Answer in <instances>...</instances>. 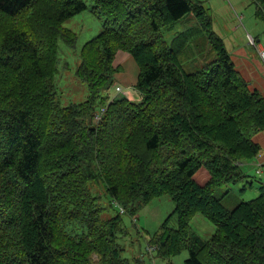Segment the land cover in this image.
<instances>
[{"label": "trees", "instance_id": "16d2710c", "mask_svg": "<svg viewBox=\"0 0 264 264\" xmlns=\"http://www.w3.org/2000/svg\"><path fill=\"white\" fill-rule=\"evenodd\" d=\"M89 1L104 23L74 72L87 96L62 105L55 80L68 63L60 43L78 45L64 23ZM252 3L264 21V0ZM189 15L214 56L192 72L188 56L180 61L187 34L177 52L163 36ZM129 56L139 69L138 100L115 83ZM113 85L119 96L105 92ZM263 131L264 97L236 70L198 1L0 0V264H141V253L122 256L123 217L133 226L164 196L173 214L148 241L159 264L183 251L185 264H264V182L232 210L214 196L248 177L239 163L260 155L253 137ZM202 167L208 180L199 184ZM100 184L107 206L94 192ZM107 207L116 214L106 217ZM198 213L215 228L207 239L191 231Z\"/></svg>", "mask_w": 264, "mask_h": 264}, {"label": "rangeland", "instance_id": "374dc122", "mask_svg": "<svg viewBox=\"0 0 264 264\" xmlns=\"http://www.w3.org/2000/svg\"><path fill=\"white\" fill-rule=\"evenodd\" d=\"M201 3L204 9H206L209 18L212 22L213 31L221 37L224 42L226 50L230 53L239 46L245 48L241 51V54H246V65L249 71L242 68L240 62L234 58V63L242 70V76L249 82L251 90H258L264 95V59L261 60L258 56L256 47L249 44V35L253 38L258 37L256 42L262 44L264 47V21L255 16V9L252 0H193ZM88 8L75 15L73 18L65 21L64 26L71 29L78 35V45L75 50L66 48L60 43V57L62 62H67L68 67L64 68L62 63L58 67V75L56 77L58 99L62 105L69 103H78L83 101L87 96L86 85L76 79L74 72L79 63V51L82 46L94 36L98 35L102 31L104 18H99L91 12V8L94 4L87 2ZM187 34L185 43L182 45L183 53L180 56L182 64V56H188L189 66L184 67L185 71L192 72L198 69L202 64L210 61L214 58L211 53V47L206 40V35L198 25L195 18L186 17L184 20L177 23L171 29H164L163 36L165 41L172 49L179 47L182 41L180 35ZM249 34V35H247ZM179 37V39H176ZM246 44V45H245ZM176 51V50H175ZM177 52V51H176ZM233 54V53H232ZM211 55V56H210ZM236 56V55H235ZM126 68H132L131 64H126ZM126 91V88L123 87ZM134 91V89H132ZM110 96H119L116 94L115 85L111 86L105 91ZM138 94L129 95V98L137 100ZM133 97V98H132ZM264 143V142H263ZM253 169H249L248 177L242 182L232 185L227 184L221 186L214 194L216 198H223L222 203L230 210H232L238 201L250 200L259 195L258 186L259 181L263 175L256 173V166L253 164ZM194 179L199 184H204L208 180V173L204 167H202ZM247 190L241 194L240 189L243 186H250ZM94 192L99 193V203L107 206L109 205V198L106 197L105 186L100 184L94 188ZM141 212L142 216H146L150 229H157L159 225L169 216L173 214L175 205L172 200L167 197H161L153 200L149 205L145 207ZM116 214V210L112 207H107L105 216L110 217ZM202 222H201V221ZM132 221L123 217L124 226L128 228V235L126 238H121L119 242L125 246L122 256L129 258L132 261V257L138 254H144L146 248V236L142 232L137 233L138 227L132 226ZM138 223H141L140 220ZM177 219L174 215L169 220V226L176 228ZM190 228L193 234L207 239L214 231L213 224L204 218L201 214H196L191 220ZM146 243V244H145ZM141 251V252H140ZM144 256V255H143ZM155 253L153 254V257ZM188 257V252L183 251L179 255L173 257L171 262L173 264H185V260ZM141 264H151L148 256H144L141 259ZM133 264H136L132 261ZM154 264H159L158 261H154ZM162 264H166L162 261Z\"/></svg>", "mask_w": 264, "mask_h": 264}, {"label": "crops", "instance_id": "0c3cea01", "mask_svg": "<svg viewBox=\"0 0 264 264\" xmlns=\"http://www.w3.org/2000/svg\"><path fill=\"white\" fill-rule=\"evenodd\" d=\"M189 17L190 18H194L193 17V15H189ZM182 34H184V33H182ZM181 34V35H182ZM247 35H249V34H247ZM249 36H251L252 37V35H249ZM255 40H256V42H259V40H257L258 39V37H256V38H254ZM246 45V44H245ZM258 45H259V47L261 48V49H263L264 50V47L262 46V44H260V43H258ZM245 48H243V47H241L240 48V46L237 48V49H235L234 51H231L230 53H229V55H230V58H231V60H232V62H233V64H234V66H235V68H236V70L240 73V75L242 76V70L234 63V58L235 59H237L239 62H240V64H241V66H242V68H244V69H246V71H249V68H248V66L246 65V62H247V60H246V57H248L246 54H241V51L242 50H244ZM233 53V54H232ZM236 55V56H235ZM211 56V55H210ZM257 57H259L260 58V55L258 54V56ZM260 60H261V58H260ZM189 61V59L187 60V62ZM126 64H131V67L132 68H129V67H125L126 66ZM122 70H121V72H119V73H117L116 75H115V79H116V84L117 85H120L122 88L124 87V88H126V96L128 97V99H131V98H129V95H132L133 96V94H138L137 95V97H138V99H140V95H139V93L136 91V90H134V91H132V89H134V85L136 84V80H137V76H138V73H139V69H138V66H137V64L135 63V61L132 59V57H125L123 60H122ZM243 77V76H242ZM244 78V77H243ZM245 79V78H244ZM245 81H247L246 79H245ZM248 82V81H247ZM249 83V82H248ZM258 91V90H257ZM259 92V91H258ZM260 93V92H259ZM261 94V93H260ZM262 95V94H261ZM263 97H264V95H262ZM133 98V97H132ZM134 99V98H133ZM137 99V100H138ZM253 142L254 143H257V144H259L260 145V147H261V153H260V155L259 156H257L256 158H257V160L258 161H260L262 164H263V169H262V172L260 173V174H262L263 175V177H262V179L259 181V182H264V131L263 132H260V133H258L257 135H255L254 137H253ZM253 162H254V159L252 160V161H247V162H243V163H239V166H240V168H241V171H242V173H244V174H246V175H248L247 174V172H248V170L249 169H253L254 167H253ZM144 209H146V208H144ZM139 220H140V222L141 223H138L139 222ZM135 223H133L134 225H136V226H138V231L139 232H142L143 234H145V236L147 237L146 238V243L149 241V238H150V235L151 234H153L157 229L155 228V229H150L149 227H148V224H149V221H148V219H147V217L146 216H142L141 215V212H139L138 214H136V217H135ZM201 221V220H200ZM202 222V221H201ZM160 226V225H159ZM158 226V227H159ZM157 227V228H158ZM214 230H215V228H214ZM214 232V231H213ZM210 237V236H209ZM208 237V238H209ZM145 243V244H146ZM125 247V246H124ZM125 250V249H124ZM141 252V251H140Z\"/></svg>", "mask_w": 264, "mask_h": 264}, {"label": "built area", "instance_id": "2783aa9c", "mask_svg": "<svg viewBox=\"0 0 264 264\" xmlns=\"http://www.w3.org/2000/svg\"><path fill=\"white\" fill-rule=\"evenodd\" d=\"M249 44L253 47H256L258 49V53L260 55V57H262L264 59V50H262L261 48H259L258 46H256L255 41L252 37L249 36ZM117 92L121 93L122 90L121 88H117ZM99 115L96 116V120L99 119ZM260 166V164L258 165ZM124 211L122 210L121 213H123ZM155 253V247L148 245L145 249V255L144 256H148L149 257V261L151 264H154L155 261V257H153V254ZM143 255H141V259L144 257Z\"/></svg>", "mask_w": 264, "mask_h": 264}, {"label": "clouds", "instance_id": "9594fccd", "mask_svg": "<svg viewBox=\"0 0 264 264\" xmlns=\"http://www.w3.org/2000/svg\"><path fill=\"white\" fill-rule=\"evenodd\" d=\"M155 257V256H154Z\"/></svg>", "mask_w": 264, "mask_h": 264}]
</instances>
